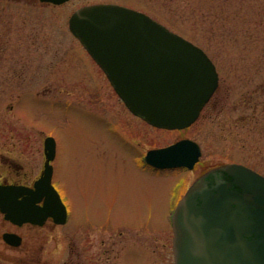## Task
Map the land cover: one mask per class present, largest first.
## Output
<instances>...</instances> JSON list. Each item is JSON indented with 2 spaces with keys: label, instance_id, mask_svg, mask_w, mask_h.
Instances as JSON below:
<instances>
[{
  "label": "rangeland",
  "instance_id": "1",
  "mask_svg": "<svg viewBox=\"0 0 264 264\" xmlns=\"http://www.w3.org/2000/svg\"><path fill=\"white\" fill-rule=\"evenodd\" d=\"M96 3L141 11L208 54L220 82L195 124L160 130L126 109L69 32L70 15ZM112 122L117 133L106 128ZM47 136L56 141L53 185L68 206L66 229L113 238L119 252L126 245L123 264H172L170 217L181 183L183 193L231 163L264 175V0H71L60 7L0 0V159H36L39 176ZM181 139L201 147L192 171L160 172L136 159ZM49 228L19 229L0 214V264H56L62 249L47 238L66 230ZM6 232L23 236L33 253L11 249Z\"/></svg>",
  "mask_w": 264,
  "mask_h": 264
},
{
  "label": "water",
  "instance_id": "2",
  "mask_svg": "<svg viewBox=\"0 0 264 264\" xmlns=\"http://www.w3.org/2000/svg\"><path fill=\"white\" fill-rule=\"evenodd\" d=\"M69 28L128 110L155 128L191 127L218 89L219 74L208 55L142 12L87 5L71 16ZM201 154L196 142L183 139L149 151L146 161L158 169L192 170ZM44 155L32 188L0 185L5 220L18 226H43L48 218L66 222L65 205L52 185L54 138H45ZM172 228L173 264H264V176L237 163L206 172L178 202ZM3 239L13 246L21 242L12 233Z\"/></svg>",
  "mask_w": 264,
  "mask_h": 264
},
{
  "label": "flooded vegetation",
  "instance_id": "3",
  "mask_svg": "<svg viewBox=\"0 0 264 264\" xmlns=\"http://www.w3.org/2000/svg\"><path fill=\"white\" fill-rule=\"evenodd\" d=\"M32 1L34 2L36 1L41 4L39 0H32ZM64 4L54 5L52 3H46L44 5H48L52 7H60ZM124 6H127V5H124ZM94 64L96 65L95 62ZM92 75L89 74L88 77L89 78L93 77L94 79H96L95 77H97V75L95 74L93 70H92ZM31 94L33 95V93ZM112 123L113 124H111L110 126H106V128H108L109 133L114 132V131L115 133H117L116 129L118 128L117 126L118 123H115V122H112ZM124 137L125 136L120 133L121 140L127 143L125 140L126 137L125 138ZM148 151L149 150H147L145 153H147ZM136 159H138V162L141 166L143 167L148 166L144 162V155H141L140 157L136 156ZM37 179H38V173H37L36 159H29V162H27L26 159H18V161L14 159H0V184H13V185L32 187L34 182ZM63 202L67 210L66 222L63 225H56L51 219H48L45 223V226H49L50 227L49 229L52 231L58 226H61L64 228V230H66L65 234L61 238H53L51 236H49L50 238H47L48 243L50 242L54 243V245L56 246V248L53 247L54 250H56L58 247L62 249L61 256L57 258V263L58 264H123L121 257L127 250L126 245H122V250H120L119 252L115 250V247H117V244H116L115 239H113L112 237H111L112 241H106V240L99 241L97 239H93L92 237H87L85 235L86 230L84 229L83 230L66 229V226L69 222V211H68V206L64 200ZM25 226H28L29 229L38 228L30 224H24L22 226H15V227L22 229ZM78 233H80V235H77ZM119 235H122V232H120ZM19 236L21 238V242L18 246L16 247H13L11 245H8V246L11 247V249L21 251V253L24 251V253L27 255H30V253L32 254L34 248L33 249L32 247L29 248L26 245V241L23 239L24 237L21 235ZM143 251H144V248H143Z\"/></svg>",
  "mask_w": 264,
  "mask_h": 264
}]
</instances>
